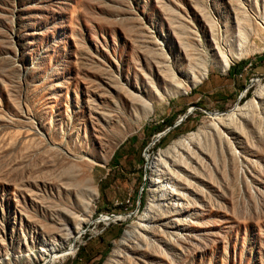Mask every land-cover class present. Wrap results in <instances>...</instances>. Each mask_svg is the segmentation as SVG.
I'll return each instance as SVG.
<instances>
[{"label": "rangeland", "instance_id": "374dc122", "mask_svg": "<svg viewBox=\"0 0 264 264\" xmlns=\"http://www.w3.org/2000/svg\"><path fill=\"white\" fill-rule=\"evenodd\" d=\"M261 18L264 0H0V264H40L41 247L86 222L54 264H105L126 231L139 243L117 264H264V32L226 71L209 51L212 33L228 42ZM182 41L209 51L206 77L160 103L147 80L165 58L187 70ZM237 107L233 132L208 129L167 167L181 199L155 211L148 239L153 159ZM72 166L97 191L88 207L62 185Z\"/></svg>", "mask_w": 264, "mask_h": 264}, {"label": "bare ground", "instance_id": "6f19581e", "mask_svg": "<svg viewBox=\"0 0 264 264\" xmlns=\"http://www.w3.org/2000/svg\"><path fill=\"white\" fill-rule=\"evenodd\" d=\"M261 19L262 21L259 23L260 29H252L249 23L237 22L236 34L228 42L223 39V35L220 33V31L217 35L213 33L211 34L212 49L210 46L209 51L213 52V56L216 58V63L222 67L223 71H226L229 68L233 58L243 56L248 52L247 43L250 35L257 36L258 34L262 36V33L264 32V19ZM180 47L186 55V61L188 63L187 70L183 71L176 69L173 67V65H171V62L169 61L170 59L165 58L164 62L157 63L155 65L156 72H152L147 80V82H149L153 88V91H150V93L152 92L155 97L161 96L160 103L163 102L165 97L184 94L185 90H187V84L193 87L199 84L201 80L206 77L208 71L206 65L207 54L209 51H206L205 54L202 55V59H198L195 58V52H191L185 47L183 41L181 42ZM159 83L163 85L164 91H161L157 86ZM147 95L149 96V92ZM147 95H143V93H133L132 95L129 94L133 103L143 108L145 114H148V108L151 107V101L147 98ZM258 97H264V85L261 88ZM246 111L247 107H237L224 117H211L208 124L202 126L198 131L182 137L173 143L166 151L159 154L157 158L153 159L151 163L152 177L150 181L151 201L143 213L138 225V229L143 232V234L148 239L150 232L149 227L155 219V211L158 210L161 212L164 207V203L168 200V198H172L173 201L175 199L177 205L181 199L179 195L175 193V188L166 180H164L165 172L168 170L167 167L171 166L172 164L174 166L178 165L179 157L183 154L185 155L186 152H196L195 149H199L203 134L208 129L221 132L225 136H227V131L233 132L234 122L238 121L239 118H246ZM64 177L65 183H62L63 187L74 188L77 191L81 190L86 194V200L85 202L83 201L84 207H88L90 203L97 198V191L92 186V179L82 178V173L78 166L70 167L69 171ZM84 224H87V222L77 224L74 229L64 227L60 232L61 241L57 243L53 242L48 246L44 245L41 247L38 254V260L40 264H54L74 255L76 250L74 244L79 236L83 233ZM138 240V236L134 231H126L124 238L120 240L118 247L112 252L111 257L105 264H117L123 254H126L125 252L128 253V249L132 248L128 247L127 244H132L134 247L135 245H138Z\"/></svg>", "mask_w": 264, "mask_h": 264}, {"label": "water", "instance_id": "95a60500", "mask_svg": "<svg viewBox=\"0 0 264 264\" xmlns=\"http://www.w3.org/2000/svg\"><path fill=\"white\" fill-rule=\"evenodd\" d=\"M191 111H192V109L188 110L185 115H183L177 122H175L170 128H168L162 134H159L155 139L158 140L161 136L165 135L170 130L177 128L187 118V116L190 114ZM215 114H217V113H215ZM217 115H221V114H217ZM156 140H154V141H156ZM44 264H47V263H44Z\"/></svg>", "mask_w": 264, "mask_h": 264}]
</instances>
